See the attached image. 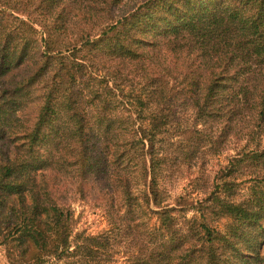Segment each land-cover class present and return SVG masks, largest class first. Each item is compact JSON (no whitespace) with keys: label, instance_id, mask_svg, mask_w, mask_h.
Segmentation results:
<instances>
[{"label":"trees","instance_id":"16d2710c","mask_svg":"<svg viewBox=\"0 0 264 264\" xmlns=\"http://www.w3.org/2000/svg\"><path fill=\"white\" fill-rule=\"evenodd\" d=\"M125 1L0 0V264H264V185L235 202L226 179L264 171V146L195 205L178 196L190 217L158 186L174 142L216 150L244 110L264 132V0ZM181 105L194 123L169 136ZM135 171L154 237L116 261L113 228L72 238L71 201L97 183L130 212Z\"/></svg>","mask_w":264,"mask_h":264},{"label":"rangeland","instance_id":"374dc122","mask_svg":"<svg viewBox=\"0 0 264 264\" xmlns=\"http://www.w3.org/2000/svg\"><path fill=\"white\" fill-rule=\"evenodd\" d=\"M140 0H126L120 5L121 11H126L135 7ZM14 15H17L14 13ZM26 19L23 15H17ZM38 30L39 27L33 24ZM97 29H93L96 31ZM72 38V36H71ZM16 71L12 72L9 77L16 76ZM176 122L170 127L169 136L178 132V129L192 125L194 123L193 114L190 108L179 106L176 110ZM241 119L233 127L232 131L222 139L218 144L204 146V154L198 155L196 159L183 157L179 151L183 149L181 143H175L176 150H173L174 143L168 149V155L173 161L167 164L163 176L160 177L158 186L165 194V203L168 206L178 208L176 215L192 216L195 211L191 208L185 210L187 206L175 204L178 196L195 205V201L203 199L207 193L213 189L214 184L219 183L223 177L225 167L233 157L241 156L257 146H264V132L260 128L253 127V119L248 111L244 110ZM196 127L204 129L205 132H211V136L218 135V128L215 126H203L200 122ZM177 136L173 139L176 140ZM215 151V152H214ZM264 171L256 170L253 166L236 170L231 176H227V181L232 184V193L230 195L233 201L246 199L250 194V187L257 181L264 185L260 179ZM261 175V176H260ZM131 194L135 196L129 202L135 203L128 211V206L122 204L121 195L118 191H109L97 186L95 183L92 187H87L82 196L76 194L77 199L71 201L72 207V238L74 233L83 236H94L105 230L113 228L112 232L117 237L118 250L112 259L122 261L126 256L131 255L134 251H142L147 242L154 237L151 232L152 226H156V216L147 211L141 198V191L144 188L145 180L137 171L131 176ZM188 204V206H191ZM180 208V209H179ZM180 218L178 219L179 223ZM225 219L211 220L209 223L218 229H223ZM79 240V239H77ZM261 252L264 253V243Z\"/></svg>","mask_w":264,"mask_h":264}]
</instances>
